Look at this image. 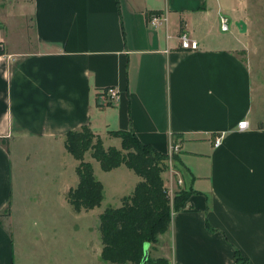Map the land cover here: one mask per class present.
I'll return each instance as SVG.
<instances>
[{"label":"crops","instance_id":"1","mask_svg":"<svg viewBox=\"0 0 264 264\" xmlns=\"http://www.w3.org/2000/svg\"><path fill=\"white\" fill-rule=\"evenodd\" d=\"M232 4L3 0L0 264L67 259L65 214L80 162L65 139L83 127L105 145L122 144L111 131H130L163 155L179 146L176 169L191 194L160 236L161 257L169 264H238L236 253L248 264H264V61L249 64L235 48V35L221 34ZM16 14L23 20L22 46L9 42L4 20ZM152 15L164 18L158 28L148 25ZM239 20L250 32V22ZM238 22L233 25L239 31ZM181 35L198 49L183 50ZM111 87L118 91L116 104L105 101L103 91ZM243 120L249 122L246 131L238 129ZM85 161L103 185L102 203L108 196L105 181L117 176L109 196L119 204L106 209L121 207L142 181L125 165L103 171L91 151ZM71 209L82 218L95 212ZM101 214H96L100 241Z\"/></svg>","mask_w":264,"mask_h":264},{"label":"trees","instance_id":"2","mask_svg":"<svg viewBox=\"0 0 264 264\" xmlns=\"http://www.w3.org/2000/svg\"><path fill=\"white\" fill-rule=\"evenodd\" d=\"M110 136L121 140L122 151L114 147L106 149L102 139L88 127L67 133L66 149L80 162L79 183L70 190L69 203L77 213L94 210L102 204L103 185L96 179L91 163L85 161L87 152H92L105 172L125 165L142 181L132 195L122 200L121 207L108 208L99 216L102 260L110 264H169L163 258L151 259L149 250L146 256V246L157 242L158 237L167 232L173 213L185 208L191 193L177 196L172 208L159 163L167 155L142 144L130 131H111ZM236 260L238 264H248L239 253Z\"/></svg>","mask_w":264,"mask_h":264},{"label":"rangeland","instance_id":"3","mask_svg":"<svg viewBox=\"0 0 264 264\" xmlns=\"http://www.w3.org/2000/svg\"><path fill=\"white\" fill-rule=\"evenodd\" d=\"M230 1L233 2L232 5L234 7L232 8L233 12L230 16V20L232 22L229 21L230 31L227 33L220 31L221 34L227 38L235 35V41L237 43L235 48L240 49V51L237 50V52L249 64H253V59H261V62L264 61V0H242L244 2V8H241L242 3H239L240 7H237V0ZM2 2L3 1L0 0V7L2 6ZM242 18H246V20L250 22V32L241 34L237 28L234 27V22H238L240 21L239 19ZM4 20H6L10 28L9 42L14 43L16 46L24 45L26 39L25 33L23 31V20L18 18L17 14L10 17V19ZM233 29L235 30V34H232ZM262 66L264 67V64H262ZM262 88H264V81H262L261 89ZM254 89L256 94H258V85H256ZM257 111L258 110L255 106V112ZM106 142V145L103 142V145L106 149L109 147H114L118 150H123L122 146L119 144L120 142ZM113 144L114 146H109ZM123 153L127 154L128 152L123 151ZM88 158L90 159V157ZM159 163L160 169L163 170L161 177L164 180L166 194L169 196L170 205L173 208V204L177 196L183 197L182 195L190 194V192L187 188H184V182L180 175H178L179 173H177L178 171L176 169L177 164L175 158L170 160L167 157L160 160ZM164 173L165 175L163 178L162 175ZM105 182L106 186L108 187L107 200L105 203H102L103 205L101 204L100 208L95 209L93 214H87L84 216V218H82L81 216L76 215L71 207H68L69 209H67V213L65 214L69 228L67 259L63 257L62 263L59 264H110L102 260V242L100 241L99 237L98 220L96 214L103 213L106 210L108 203L112 204V206L119 204L116 200H113L112 197L109 196V191L113 186H116V183H118L117 176L115 175L111 178H108V180ZM126 192H130V189H127ZM94 228H96L95 231ZM160 236L158 237L157 242L151 243L149 245L150 257L153 260L162 259L159 248ZM64 251L66 252L65 247ZM52 259L53 261L51 264H55L54 256Z\"/></svg>","mask_w":264,"mask_h":264},{"label":"built area","instance_id":"4","mask_svg":"<svg viewBox=\"0 0 264 264\" xmlns=\"http://www.w3.org/2000/svg\"><path fill=\"white\" fill-rule=\"evenodd\" d=\"M163 21H164V18L161 15H152L149 18V20H148V25L150 27H152V28H158L159 26L162 25ZM221 30H222V32H228L229 31V26H228V23H227V20L226 19H223L222 20ZM180 47L183 50H197L198 49V44H197L196 41H193V40L189 39L186 35H181L180 36ZM103 94L105 95V101L108 104H116V102L119 99L118 91L114 87L105 89L103 91ZM238 129L240 131H246V130H248L249 129V122L247 120L241 121L238 124ZM221 139H218L216 141V144L217 145H220ZM178 153H179V146L178 145H174L172 147L171 152L168 154L167 157H168V159L171 160Z\"/></svg>","mask_w":264,"mask_h":264},{"label":"water","instance_id":"5","mask_svg":"<svg viewBox=\"0 0 264 264\" xmlns=\"http://www.w3.org/2000/svg\"><path fill=\"white\" fill-rule=\"evenodd\" d=\"M236 26L238 27L240 33H246L247 32V25L244 21H239ZM149 245L146 246V256L148 255Z\"/></svg>","mask_w":264,"mask_h":264}]
</instances>
